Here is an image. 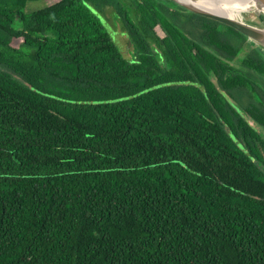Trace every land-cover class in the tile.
<instances>
[{"label": "trees", "instance_id": "trees-1", "mask_svg": "<svg viewBox=\"0 0 264 264\" xmlns=\"http://www.w3.org/2000/svg\"><path fill=\"white\" fill-rule=\"evenodd\" d=\"M246 43L171 0H0V264H264Z\"/></svg>", "mask_w": 264, "mask_h": 264}, {"label": "water", "instance_id": "water-1", "mask_svg": "<svg viewBox=\"0 0 264 264\" xmlns=\"http://www.w3.org/2000/svg\"><path fill=\"white\" fill-rule=\"evenodd\" d=\"M183 8L218 21L241 32L247 37V42L253 47L264 51V0H248V6L233 8L234 15L227 16L213 12L205 7L200 0H171ZM250 15V17H244ZM247 18V19H246Z\"/></svg>", "mask_w": 264, "mask_h": 264}, {"label": "rangeland", "instance_id": "rangeland-1", "mask_svg": "<svg viewBox=\"0 0 264 264\" xmlns=\"http://www.w3.org/2000/svg\"><path fill=\"white\" fill-rule=\"evenodd\" d=\"M47 2V1H46ZM97 15L101 18L102 23L105 25V28L108 32V34L110 35L111 39L114 41V43L116 44V46L118 47V49L125 55V56H129V52L128 49L130 50L132 48V44L130 43L128 45L129 42V38L128 36L125 34L121 24L119 22H115V25H110L108 22H106V19L102 16V14L97 13ZM244 17H250V15H245ZM246 18V19H247ZM112 24V23H111ZM252 44L250 43H246L244 50L248 51L252 48Z\"/></svg>", "mask_w": 264, "mask_h": 264}, {"label": "bare ground", "instance_id": "bare-ground-1", "mask_svg": "<svg viewBox=\"0 0 264 264\" xmlns=\"http://www.w3.org/2000/svg\"><path fill=\"white\" fill-rule=\"evenodd\" d=\"M199 2L213 12L222 13L227 16L234 15L233 8L248 6V0H200Z\"/></svg>", "mask_w": 264, "mask_h": 264}, {"label": "flooded vegetation", "instance_id": "flooded-vegetation-1", "mask_svg": "<svg viewBox=\"0 0 264 264\" xmlns=\"http://www.w3.org/2000/svg\"><path fill=\"white\" fill-rule=\"evenodd\" d=\"M264 133V132H263Z\"/></svg>", "mask_w": 264, "mask_h": 264}]
</instances>
